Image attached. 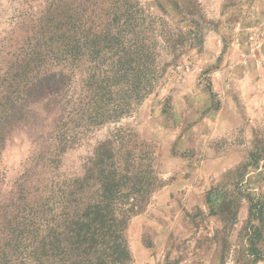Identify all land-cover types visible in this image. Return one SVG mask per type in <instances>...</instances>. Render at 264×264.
<instances>
[{
	"label": "rangeland",
	"instance_id": "obj_1",
	"mask_svg": "<svg viewBox=\"0 0 264 264\" xmlns=\"http://www.w3.org/2000/svg\"><path fill=\"white\" fill-rule=\"evenodd\" d=\"M62 1L79 15L104 7ZM139 2L157 31L164 23L184 34L181 54L172 63L157 34V61L171 64L154 90L116 121L74 122L73 145L55 155L57 125L83 99L84 73L74 70L67 94L58 83L45 89L31 80L36 69L13 79L31 35L22 15L39 13L45 0H0V232L4 212L82 177L94 149L111 140L115 152L127 147L150 162L161 181L128 222L129 264H264L247 254L257 227L264 257V0ZM10 85L20 90L17 103L8 102L16 94Z\"/></svg>",
	"mask_w": 264,
	"mask_h": 264
},
{
	"label": "trees",
	"instance_id": "obj_2",
	"mask_svg": "<svg viewBox=\"0 0 264 264\" xmlns=\"http://www.w3.org/2000/svg\"><path fill=\"white\" fill-rule=\"evenodd\" d=\"M102 4L101 15H79L72 4L45 0L39 13L22 15L31 35L20 47L25 66L20 63L21 71L13 79L36 69L31 80L39 77L45 89L58 83L67 94L74 70L82 68L84 73L83 99L70 106L57 125L55 155L73 145L75 138L68 130L78 126L71 127L74 122L87 128L116 121L154 90L171 64L157 61V34L172 63L186 43L180 30L164 23L157 31L154 19L142 15L139 0ZM58 66L62 68L56 75L52 68ZM11 86L16 94L8 102L17 103L20 90ZM111 144L106 140L94 149L82 177L53 183L3 213L0 264L131 263L125 238L128 222L144 210L161 181L142 156L123 146L115 152ZM253 208L258 214L262 211L252 203ZM258 236L255 227L247 248L251 263L264 258L257 248Z\"/></svg>",
	"mask_w": 264,
	"mask_h": 264
}]
</instances>
